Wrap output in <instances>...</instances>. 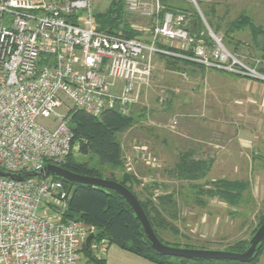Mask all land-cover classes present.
Instances as JSON below:
<instances>
[{
	"label": "built area",
	"instance_id": "obj_1",
	"mask_svg": "<svg viewBox=\"0 0 264 264\" xmlns=\"http://www.w3.org/2000/svg\"><path fill=\"white\" fill-rule=\"evenodd\" d=\"M121 1L127 13L152 18L146 39L99 30L93 0H0V169L63 162L74 147L72 109L128 115L155 54L264 80L260 59L245 65L218 38L191 34L189 15L162 0ZM39 119H51L49 127ZM69 192L53 176H0V264H78V248L96 229L65 216Z\"/></svg>",
	"mask_w": 264,
	"mask_h": 264
},
{
	"label": "rangeland",
	"instance_id": "obj_2",
	"mask_svg": "<svg viewBox=\"0 0 264 264\" xmlns=\"http://www.w3.org/2000/svg\"><path fill=\"white\" fill-rule=\"evenodd\" d=\"M195 2L181 0L177 5L182 9L169 11L189 15L191 34L198 35L207 43L218 38L245 65L254 66L255 60L260 59L256 66L258 70L264 64V0ZM111 3L112 0H93V13L104 12ZM210 9L214 11L204 17L203 12ZM123 12L126 29L146 39L148 32L144 29L150 28L152 18L127 13L124 8ZM195 14L199 17L198 25L192 23ZM238 20L243 21L241 28L234 25ZM214 25H218L219 29L215 31ZM171 43L180 42L174 40ZM179 59L162 54L152 57V76L146 85L136 91L130 107L133 122L117 135L122 146L123 164L126 171L134 173L140 181L133 184L137 196L150 202L163 217L162 224L155 223L156 236L162 243L179 248L228 250L237 241H249L251 231L264 215V196L260 200L251 198L254 176L259 171H222L220 162L222 147L236 149L238 132H251L252 127H262L263 121L246 123L245 119L252 116L243 103L239 107L233 104L238 90L244 88L246 92L249 91L240 83L257 82L255 79L258 78L209 69ZM70 104L65 100V105L58 112L66 114L65 106ZM39 122L49 127L51 119H39ZM184 152L193 153L191 157L195 159L211 161L205 178L191 183L177 180L168 172ZM72 155L78 162H95V158L90 159L91 155L80 154L76 145ZM164 162L168 163L166 167L163 166ZM111 169L103 167V177ZM112 170L118 178L121 177L119 168ZM262 172L259 173L262 175ZM222 179L248 181L249 186L243 193H248L247 201L229 204L218 195L203 192L205 189L215 190L214 184ZM164 193L172 195L175 206L171 209H175L174 215L163 210L159 198ZM98 243L94 238L89 243L97 258L101 255L96 250ZM86 260V252L80 246L78 264ZM172 262L178 263L176 259H172Z\"/></svg>",
	"mask_w": 264,
	"mask_h": 264
},
{
	"label": "trees",
	"instance_id": "obj_3",
	"mask_svg": "<svg viewBox=\"0 0 264 264\" xmlns=\"http://www.w3.org/2000/svg\"><path fill=\"white\" fill-rule=\"evenodd\" d=\"M180 1L162 0V3L165 8L175 12L174 9H182L181 6L177 5ZM201 1L197 0V3ZM212 11L214 10L210 9L208 12H202L204 17H208ZM93 17L95 24L101 31L126 38L137 37L136 32L126 29L125 14L121 0H112V3L109 4V7L104 12H96ZM198 20L199 17L195 14L192 23L198 25ZM242 23L243 21L238 20L234 25L236 28H241L243 26ZM208 24L212 27L210 21H208ZM214 29L215 31L218 30L219 26L214 25ZM262 50L264 51V47ZM262 57L264 58V52ZM258 71L264 74V64L260 66ZM255 80L264 83V80ZM68 114V124L74 134L73 146H77L80 154L91 155L90 159L95 158V162H78L74 159L71 151L67 158L63 162H60L59 165L80 175L111 179L126 186L139 200L156 234L155 223L159 222V224H162L163 217L158 209H155L150 202L141 200L133 190V184L140 183V181L135 177L134 173L126 171V167L123 164L122 146L117 139L118 133L125 130L133 122L130 112L128 115L123 116L116 111H105L101 116L94 117L81 109H72ZM192 154L191 152L182 153L173 168L168 170L177 180L193 183L205 178L207 175L211 161L207 162L200 158L195 159L191 157ZM103 167L119 168L122 171V175L118 178L115 175V171L111 169L110 173L103 177ZM53 178L62 181L68 192L72 187H75V192L68 201V208L65 213L66 217L79 219L86 225L93 226L96 231L102 230L100 235L94 237L96 241L106 240L108 244H116L122 249L151 259L159 264H174L172 259H176L177 264H257L260 255L264 254V241L255 257L249 262L233 259L185 258L159 254L149 245L134 211L121 195L111 189L75 184L56 176H53ZM190 186L192 187L193 184ZM214 186L215 190L205 189L203 192H210L211 195H218L229 204H236L239 203L241 196L247 190L249 184L248 181L222 179L218 180ZM159 200L164 211H167L169 215L175 214V209H171L175 206L172 195L164 193V196L160 197ZM198 201L201 202V200ZM152 214L156 215V217H153ZM263 220L264 215L259 218L258 223L251 231V235H253ZM247 243L248 241L246 240L237 241L227 251L242 252L245 250ZM81 247L86 252V262L104 264L102 258H97L92 253L90 244L87 247L83 243Z\"/></svg>",
	"mask_w": 264,
	"mask_h": 264
},
{
	"label": "crops",
	"instance_id": "obj_4",
	"mask_svg": "<svg viewBox=\"0 0 264 264\" xmlns=\"http://www.w3.org/2000/svg\"><path fill=\"white\" fill-rule=\"evenodd\" d=\"M247 87L249 91L246 92L244 88L237 91L236 100L233 104L237 107L244 105L246 109L251 111V116L245 119L246 123H262L260 129L252 127V131L238 132L236 135V149H228L222 147L221 154V167L222 171H235L238 172L242 169L249 171L257 170L254 176V183L252 188L251 198L260 200L264 196V83L261 82H242L240 83ZM151 152V151H150ZM148 151V154L150 153ZM155 152V151H154ZM157 152H155L156 154ZM151 154V153H150ZM158 155V153L156 154ZM164 156V155H162ZM161 156V160H163ZM159 157V156H158ZM165 163L163 164V166ZM165 165L164 167H166ZM262 181V182H261ZM247 194H243L239 200L240 202L247 201ZM238 206V205H237ZM99 243H104L98 246ZM96 245L100 258L104 260V264H159L151 259L137 255L131 251L122 249L116 244H108L106 240H100ZM95 247V246H94ZM79 264H92L86 261L79 262ZM94 264V263H93ZM257 264H264V256L260 257Z\"/></svg>",
	"mask_w": 264,
	"mask_h": 264
},
{
	"label": "water",
	"instance_id": "obj_5",
	"mask_svg": "<svg viewBox=\"0 0 264 264\" xmlns=\"http://www.w3.org/2000/svg\"><path fill=\"white\" fill-rule=\"evenodd\" d=\"M0 176L9 177L17 180H23L28 177L46 178L48 176H56L75 184L98 186L101 188L111 189L121 195L128 202L141 224V227L149 245L155 252L162 255L185 258L233 259L241 262H249L255 257L256 253L259 251L264 241L263 220L260 226L250 237L245 250L242 252L171 247L162 243L158 239L137 197L126 186L122 185L121 183L115 180L80 175L54 163L45 164L43 168L39 171H25L22 173H11L0 169ZM74 192L75 187H72L69 192V199L72 197ZM101 233L102 230H97L92 233H89L85 239V245L88 247L90 241Z\"/></svg>",
	"mask_w": 264,
	"mask_h": 264
}]
</instances>
